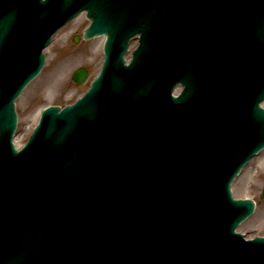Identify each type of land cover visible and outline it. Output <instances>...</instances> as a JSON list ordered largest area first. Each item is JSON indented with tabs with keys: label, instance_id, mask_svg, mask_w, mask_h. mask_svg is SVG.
I'll use <instances>...</instances> for the list:
<instances>
[{
	"label": "rangeland",
	"instance_id": "374dc122",
	"mask_svg": "<svg viewBox=\"0 0 264 264\" xmlns=\"http://www.w3.org/2000/svg\"><path fill=\"white\" fill-rule=\"evenodd\" d=\"M88 24L85 14L78 15L53 36L50 45L44 50L45 63L41 72L15 101L18 121L13 142L16 147L25 143L42 108L47 105L64 106L72 103L97 74L102 60L104 39H81ZM75 35L79 36L78 41H73ZM137 45V37L130 40L125 55L126 62L130 60L131 51ZM67 61L68 65L63 66ZM79 67H85L89 77L82 84L76 85L71 81V74ZM61 69L63 70L60 73ZM51 84L55 88H50ZM263 164L264 151L246 166L231 186L235 198H249L256 202L255 212L238 227V231L248 238L264 236V199L259 197L264 186Z\"/></svg>",
	"mask_w": 264,
	"mask_h": 264
},
{
	"label": "water",
	"instance_id": "95a60500",
	"mask_svg": "<svg viewBox=\"0 0 264 264\" xmlns=\"http://www.w3.org/2000/svg\"><path fill=\"white\" fill-rule=\"evenodd\" d=\"M261 1H264V0H261ZM10 5L12 6L11 9H10ZM10 5L7 4L6 0H0V10L1 11L14 12L16 10H19L18 0H10ZM87 11H88V18L91 19L92 25L90 26V28H88L85 31L84 38L88 39L99 33L106 34L107 39L104 45V51H107L109 43L112 38V34L109 30H106V29L101 31L100 27L97 25L96 14H94L88 8H87ZM43 18H45L44 15L40 17V21ZM16 22H17V19L12 20V18H10V20L8 19L5 20V22L4 21L0 22V51L4 49L7 43H10L9 49L19 48L22 50H26L35 41H36L35 45H40V46H44L49 42L50 33L53 32V30L52 29L48 31L44 30L42 31L44 34L38 36L39 33L36 31L35 29L36 25L34 24H33L34 28L31 27L29 31L27 29L19 30V27L17 26L18 31H20L19 35L17 36L15 40L9 39L10 34L12 32L11 30L14 29ZM4 28H7L5 29L6 30L5 32H4ZM43 61H44L43 55L39 54V59L37 60L36 66L26 75V77L20 83L17 90H15V92L12 94V97L9 99L7 109L5 108L4 105L1 109V113L3 117L7 118V124L9 128V132L7 134V137H8L7 140L9 141L15 129V123H16V115L14 113L13 100L18 96V94L23 89V87L38 73L41 65L43 64ZM85 76H86V72L83 69H79L74 73L72 79L75 82H81L85 78ZM92 86H94V84H92ZM53 110H56V109L55 108L50 109L49 113L53 114L54 113ZM259 112L261 113L260 117L264 119V110L262 109ZM262 196H264V190H263ZM240 203H242V205L244 206V212L237 218L235 223L232 225L233 227L237 226V224L241 220L245 219L253 211L252 201L245 200V201H240ZM99 209L100 208L94 210L91 207L86 208V206H82V207H78L77 209H70L68 210V213L71 214V213L76 212L78 219L83 221L84 223L83 227H85V229L93 228V227L96 228L100 221L98 217L96 216V212H98ZM116 222L117 223H115L113 226L119 227L120 226L119 220H117ZM194 223L196 224V222ZM233 227L231 228V231ZM125 229L126 230L123 232V236L120 237L119 242L133 244L134 251H132L131 253L139 257L140 259H144L145 252L143 250L147 249L148 245H145V242L137 239V235L133 234L129 230L128 227ZM75 230H76V227L72 226V227H63L60 229L61 232L58 231L60 232L59 239L61 240L62 246L65 249H68L70 247V244L75 239V234H74ZM170 230H171L170 234H173L176 232L178 233L177 234L178 236L183 235L185 237V242H182V240H180V243H178L180 247L185 246L189 242L188 237H190L189 235L192 234V232L190 233L186 232L184 228L180 225L172 227L170 228ZM53 234L54 232L42 230L38 232L35 236H32L30 234L23 233L19 228H17L16 230H13L11 233H7L4 237H2V240L5 241V247H8L10 249H14L17 246H22L24 253H28L31 248H35L36 249L35 254H39V248L42 247L44 244H46L48 242V238L51 237ZM193 235L196 238L200 237V236L198 237L197 233H194ZM263 242L264 240L258 241V243H262V244ZM212 249L214 250L215 255H209V254L203 253L201 256L195 257V256H187L186 254H181L177 256V258L170 261L168 264H228L233 261L229 259L230 254H228L227 252H223L227 249V246L225 244L214 245L212 246ZM173 250H176V248H173ZM2 254L7 257L14 256V254L6 250H4ZM215 257L217 258L225 257V259H221L219 262V260L216 259ZM262 259L263 258L258 257L254 251H251L250 247L246 245L245 247L243 245H237L235 256H234V263L232 264H250V263L255 264L256 262H259ZM129 260H130V257L126 261L127 264H130Z\"/></svg>",
	"mask_w": 264,
	"mask_h": 264
},
{
	"label": "bare ground",
	"instance_id": "6f19581e",
	"mask_svg": "<svg viewBox=\"0 0 264 264\" xmlns=\"http://www.w3.org/2000/svg\"><path fill=\"white\" fill-rule=\"evenodd\" d=\"M68 63H69V61H67L63 66L68 65ZM62 70H63V69H61L60 73L62 72ZM54 84L56 85V83H54ZM49 87L52 88V89L55 88L52 84L49 85ZM196 122H199V121H195V122L191 123L190 126L187 127V128H191V127L196 126V125H195ZM187 128H185V129L183 130L182 135H186ZM152 139H153V136H149V137H147V138H145V139H141V141H142V143H143L144 146H147V145L150 144V142L152 141ZM263 168H264V164H263ZM114 264H127V263H126V262H115Z\"/></svg>",
	"mask_w": 264,
	"mask_h": 264
}]
</instances>
